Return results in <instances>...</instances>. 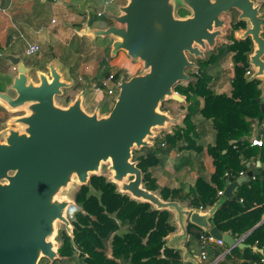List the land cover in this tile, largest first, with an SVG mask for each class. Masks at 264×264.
<instances>
[{
	"label": "water",
	"instance_id": "water-1",
	"mask_svg": "<svg viewBox=\"0 0 264 264\" xmlns=\"http://www.w3.org/2000/svg\"><path fill=\"white\" fill-rule=\"evenodd\" d=\"M261 4L254 0H126L120 14L108 13L113 23L104 28H85L92 39L111 36L110 56L122 50L132 62L141 63V73L121 75L116 100L108 113L98 116L82 108L83 93L65 106L54 102L63 89L74 82L64 80L52 61L48 73L36 70L38 82H32L26 67L15 54L3 55L16 67V74L0 90V104L16 109L26 104L28 114L11 121L23 124V131L8 129L0 141V264H37L40 257L50 262L58 257L54 249L55 222L64 224L71 234L67 208L75 203L58 200L56 194L75 177L79 184L96 174L101 162H110V179L120 192L147 201L157 209H173L181 232L169 236L171 245L186 233V224L221 239L227 249L244 247L242 238L218 230L212 219L226 198L236 197L237 185L260 173L259 165L234 181L226 180L222 195L205 210L190 209L176 200L165 201L143 187L142 173L131 160L132 149L147 146L146 137L153 127H166L172 118L158 106L171 98L182 101L173 91L176 84L189 82L185 71L197 67L190 59L204 57L224 36L223 14L236 13V21L247 27L236 38L250 37L253 49L248 56L255 78L264 79V20ZM178 7L190 14L178 16ZM264 93V81L262 84ZM13 94H11V93ZM263 111V104H261ZM1 137V136H0ZM128 176L130 179L125 180ZM186 219V222H185ZM180 249L177 245H171ZM182 264L196 259L181 256Z\"/></svg>",
	"mask_w": 264,
	"mask_h": 264
},
{
	"label": "trees",
	"instance_id": "trees-1",
	"mask_svg": "<svg viewBox=\"0 0 264 264\" xmlns=\"http://www.w3.org/2000/svg\"><path fill=\"white\" fill-rule=\"evenodd\" d=\"M176 13L182 17L188 12L178 7ZM245 28L244 20L231 23L226 37L228 41L219 43L205 58L197 61V69L189 72L192 77L189 82L174 86V90L188 102L181 123L173 124L156 146L134 148L131 156L141 170L143 187L165 201H187V207L201 209L208 208L221 197L218 191L224 189L226 180L234 181L244 176L250 166L260 163V173L240 182L234 191L236 197L226 198L212 217L218 230L235 238L243 237L242 242L246 244L228 250L219 264H264L261 260L264 258V220L261 221L264 215V145L250 144L254 121L264 120V93L261 80L245 74L250 69L248 56L253 44L250 37L240 39L234 36L236 30ZM103 51L98 66L106 68L101 77L112 73L115 79H119L125 75V65L113 72L107 69V66L114 67L117 54L111 57L109 47ZM229 53L232 63L230 90L217 93L207 69L216 66ZM132 64L135 66L137 62ZM5 81L0 90L9 84L10 76L6 75ZM69 95L63 97L65 105L70 101ZM196 115L209 120L214 131L213 141L206 147L198 141L200 133L193 119ZM204 149L214 167L208 179L198 175L192 186L169 187L160 185L152 174L151 168L163 164L169 156L174 159L178 156L176 170L184 165L191 166ZM190 151L198 155L192 157ZM72 198L75 204L67 209L71 234L64 226L57 230L60 241L58 257L47 264L64 259L69 261L68 264L183 263L180 250L166 244L168 235L176 230L171 210L157 209L147 201L131 198L101 173L90 174L87 182L74 191ZM186 230L197 237L202 233L190 223L186 224ZM185 244L190 246L189 242Z\"/></svg>",
	"mask_w": 264,
	"mask_h": 264
},
{
	"label": "rangeland",
	"instance_id": "rangeland-1",
	"mask_svg": "<svg viewBox=\"0 0 264 264\" xmlns=\"http://www.w3.org/2000/svg\"><path fill=\"white\" fill-rule=\"evenodd\" d=\"M32 0H6L4 2V11L3 16L6 19V22L4 25V30L2 37L0 38V81L6 78L7 73L12 76L13 74H16V67L11 64L7 59L3 57V55L6 54H12L15 53L20 57V60L24 63L26 67H30L31 70L28 73L29 78L32 80V82H38L36 70H40L44 73H48L47 64L49 61H52L54 66H56L58 72L61 74L62 78L65 80H69L70 82L73 81L74 84L71 88H65L63 89L64 94L62 95V98L60 96H55L54 102L57 105L65 106L63 102V97L67 94H70V102L73 101L74 96H76L77 93L82 92L83 93V101H82V108L87 113H93V108L98 107L97 115H103L108 113L106 100H108L105 93L102 91H96L94 89H90L91 82L98 80L96 79L98 76L102 73V68H99V59L103 56V49H108L109 47V39L105 37H97L96 41L91 44L89 43L88 39H84L83 37H78L76 33H72L71 30H66L64 33L58 35L56 39H53L48 46L44 45L42 43V47H39V51L32 55H25L24 48L26 47L27 43L22 41L20 38V32H21V26L20 24V2H27ZM10 2V3H9ZM40 3L35 4L34 6L30 5V11L35 12L39 11L41 19H50L53 13L55 12V8L52 3H49L48 1H44ZM10 4L12 5V9H9ZM187 14H190V12L187 10ZM34 14H28L25 15L24 23H29L30 20H32L31 26L34 27L38 25L36 18H31ZM23 18V19H24ZM58 18V22L56 24L61 25V18L56 16ZM223 20L225 21L223 31L224 36L217 39L216 44L227 42L228 39L226 38L228 33L231 30V22L230 17L227 14L222 15ZM107 15L104 14L103 16H97L95 18L96 21H98L101 25H105L107 22ZM36 21V23H35ZM30 24V23H29ZM247 27V25H246ZM244 29H239L234 32V36H237L236 34H239ZM83 33L87 37H91L86 31H83ZM32 35V34H31ZM30 35V36H31ZM25 39H30L25 37ZM81 40V41H80ZM74 41H78L79 48L82 52H76L75 49H78V46L74 44ZM77 47V48H75ZM19 52V53H18ZM110 52V51H109ZM110 54V53H109ZM230 55L227 54L222 59L219 60L216 66H208V71L211 74V81H219L224 88H227V86L230 84L229 79L232 72V63L230 60ZM112 57V56H111ZM114 59V67L119 66V64H124L127 69H125V75L126 77H129L133 74L141 73V63L137 61V64L134 66L132 64V61L129 60L128 56L123 52L122 50L118 51L117 56ZM200 58V57H199ZM108 59V58H107ZM193 60L195 58H192ZM116 68L111 67L110 72L115 71ZM196 68L194 67H188L185 69V71L189 74V72H194ZM262 84L264 79L260 78ZM182 84H185L186 82H181ZM214 90L217 93H220L223 89H216V87H213ZM174 89V88H173ZM217 90H220L218 92ZM224 92V91H222ZM11 93V92H10ZM13 94V93H11ZM187 105L188 102L184 101L182 99L181 102L173 100L171 98H168L164 102H162L158 109L163 112L165 111L168 113V115L172 118L173 123H181V120L183 119L184 115L187 112ZM6 109V115L7 118L1 122L0 120V141L4 142V137L8 132V129L18 130L19 132L23 131V124L16 123L13 120L16 116H22L25 114H28V109L25 105H22L21 107H18L16 109H9L6 106H4ZM199 116L196 115L193 117L195 123H196V130L200 133L199 142L206 147V144L213 141V129L211 127V122L209 120L205 119L202 121L201 118H198ZM202 125V126H200ZM171 124H167L166 127H153L151 130V135L147 136L145 139L149 143L150 146L153 144V146L157 145V141L160 140V138H163L164 133L171 130ZM200 126V127H198ZM200 128V129H199ZM154 142V143H153ZM191 156H197L194 151H190ZM201 160L206 163H210L211 157L206 154V150L199 154ZM178 156H169L164 163H160L154 167L151 168L152 174L156 177L157 182L160 185H167L169 187H179V186H192L194 184V181L198 175L196 171L195 165H184L183 167H180L179 169H175V162H178L177 160ZM212 163V161H211ZM213 165V164H212ZM110 162H101L99 169L97 173H101L106 175L107 177H111L113 174V171L109 168ZM132 176H128L125 178V180L130 179ZM79 182L74 177L73 180L66 186L59 190V192L56 194V198L58 200H71L74 191L78 188ZM119 186V185H118ZM158 195V194H157ZM180 202V201H179ZM187 205V201L180 202ZM72 206V205H71ZM69 206V207H71ZM68 207V208H69ZM186 207V206H185ZM67 208V209H68ZM191 208V207H190ZM173 213L174 220L176 213L173 209H170ZM67 217V212H66ZM64 226L62 222L57 220L55 222V234L53 236L54 241V249L57 250V247L60 245V241L57 239V230ZM50 262V260L47 257H40L37 264H47ZM69 261L66 259L63 260H57L55 264H68Z\"/></svg>",
	"mask_w": 264,
	"mask_h": 264
},
{
	"label": "crops",
	"instance_id": "crops-1",
	"mask_svg": "<svg viewBox=\"0 0 264 264\" xmlns=\"http://www.w3.org/2000/svg\"><path fill=\"white\" fill-rule=\"evenodd\" d=\"M6 0H0V33L3 34L4 30V23L6 22L5 17L3 16V11H4V2ZM44 1H48L49 3H52L54 8L56 9L53 15L51 16L50 19H41L39 17L40 12L37 11L35 12L33 10L30 11V5L34 6L35 4H38ZM10 3V2H9ZM126 3V0H32V1H27V2H20V24H22L21 28V34L20 38L22 41L26 43H36L39 45V47H42V43L44 45L48 46L51 42H53V39H56V37L64 31L71 30V32L80 38L84 36V39H88L89 43L93 44L96 39H92L91 37H87L83 31L85 28L89 25V27L92 28H104L110 24L113 23V20L108 17L107 22L105 25H101L98 21L95 20L97 16H103L104 14H120L119 11V6L123 5ZM254 3H260L261 6L259 8V12L261 13V17L264 20V0H254ZM12 5L10 4L9 9H12ZM28 14H34L31 18H36V21L38 25L32 27L31 24L34 23L32 20L29 21V23H24L27 22L25 21L26 18H24L25 15ZM99 14V15H98ZM56 16L61 18V25L56 24L58 22V18ZM222 17V16H221ZM24 18V19H23ZM35 21V23H36ZM0 34V38L2 35ZM32 34V35H31ZM262 36L264 37V29L262 31ZM31 35V36H30ZM25 37L30 38V39H25ZM105 38L109 39V51H110V44L114 40L111 36H105ZM81 39V38H80ZM83 39V38H82ZM81 39V40H82ZM80 40V41H81ZM83 41V40H82ZM78 41H74V44L78 46V49H75L76 52H82L79 48ZM217 46V45H216ZM77 48V47H75ZM102 52H104L102 50ZM19 53V52H18ZM110 53V52H109ZM15 55V53H12ZM110 55V54H109ZM230 57V55H228ZM264 58V56H263ZM231 60V59H230ZM117 67H124V64H119ZM113 67V68H117ZM106 67H103L102 71ZM111 70V67L107 66V69ZM116 70V69H115ZM9 75V73H7ZM101 75L98 76L96 79H101ZM66 80V79H65ZM70 82L69 80H66ZM5 79L0 81V88H2L5 85ZM261 88H262V83H261ZM7 85L5 86V88ZM216 89H223L225 93H228L230 90V84L227 86V88H224L222 84L219 81H215V86ZM220 92V90H217ZM221 91V92H222ZM0 107H2L4 110L5 107L3 104H0ZM0 108V120L3 122L7 117L5 111ZM199 116V115H198ZM198 118H201L200 116ZM203 121L204 119L201 118ZM206 121V120H205ZM202 126V125H200ZM198 126V127H200ZM254 130L252 132V135H259L261 133V129L259 126L258 121H254L253 123ZM200 129V128H199ZM194 157V156H192ZM256 162L253 164V166H250V170L256 167ZM192 165L196 167V171L198 175H202L206 177L207 179L210 177V174L213 172L214 167L210 161V163L203 162L201 160L200 156L195 158ZM259 165V170H260V163ZM197 175V176H198ZM222 195V194H220ZM184 204V203H183ZM185 205V204H184ZM187 207V205H185ZM189 208V207H187ZM200 209V208H199ZM264 220V215L262 217V220ZM186 222V219H185ZM176 224V230L168 235L169 236H174L177 235L181 232V229L179 228L178 224ZM196 228V227H195ZM198 229V228H196ZM199 230V229H198ZM200 231V230H199ZM196 232V231H195ZM194 232V233H195ZM207 233V232H203ZM200 236V235H199ZM186 242L190 243V246H186ZM171 245H177L180 247V253L181 256L185 254V256H189L192 258L196 259V264H219V261L222 260L223 255L228 251L227 246L225 244H217L215 242H207L206 246L204 247L206 251V257L204 259L201 258L200 256V251H201V241L199 237L193 235V233H187L176 240L175 242H172ZM224 248V251L222 249ZM190 264H195L194 262L190 261Z\"/></svg>",
	"mask_w": 264,
	"mask_h": 264
},
{
	"label": "built area",
	"instance_id": "built-area-1",
	"mask_svg": "<svg viewBox=\"0 0 264 264\" xmlns=\"http://www.w3.org/2000/svg\"><path fill=\"white\" fill-rule=\"evenodd\" d=\"M99 15V14H98ZM39 45L36 43H27L26 47L24 48V54L25 55H32L39 51ZM254 70L249 69L245 72L247 76H252ZM119 83V79H115L112 73L108 74L105 77H102L101 79L95 80L91 82L90 89H94L96 91H102L107 96L108 102L107 109L108 111L113 106L116 96L118 93L117 84ZM174 92L178 93L173 89ZM179 94V93H178ZM259 126L261 129V133L259 135H251L250 137V144L256 145V146H262L264 145V120L259 122ZM241 175H243L242 172H240ZM218 194H222V190L218 191ZM200 208V207H199ZM201 209V208H200ZM199 239L201 241V251L200 256L202 259L206 257V251L204 247L206 246L207 242H215L217 244H223L221 239H214L211 235L207 233L200 234ZM262 261L264 258L261 259Z\"/></svg>",
	"mask_w": 264,
	"mask_h": 264
},
{
	"label": "flooded vegetation",
	"instance_id": "flooded-vegetation-1",
	"mask_svg": "<svg viewBox=\"0 0 264 264\" xmlns=\"http://www.w3.org/2000/svg\"><path fill=\"white\" fill-rule=\"evenodd\" d=\"M186 15H188V14H186ZM229 17H230V22L231 23H234V22H236V13H232L231 15H228ZM211 50H207V51H205V53H204V57H202V58H199V57H197V58H195L194 59V61L198 64V60L199 59H203V58H205L208 54H209V52H210ZM190 59H192V57H190ZM194 68H196L197 69V67H194Z\"/></svg>",
	"mask_w": 264,
	"mask_h": 264
},
{
	"label": "bare ground",
	"instance_id": "bare-ground-1",
	"mask_svg": "<svg viewBox=\"0 0 264 264\" xmlns=\"http://www.w3.org/2000/svg\"><path fill=\"white\" fill-rule=\"evenodd\" d=\"M160 111V110H159ZM190 208V207H189ZM190 209H195V208H190ZM197 209H199V208H197ZM207 209V208H206ZM200 210H205V209H200ZM208 234V233H207ZM210 235V234H209ZM214 238V237H213ZM215 239V238H214ZM242 239H243V237H242ZM223 242V241H222ZM223 244H225L224 242H223ZM219 245H221V244H219Z\"/></svg>",
	"mask_w": 264,
	"mask_h": 264
}]
</instances>
